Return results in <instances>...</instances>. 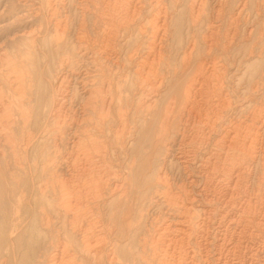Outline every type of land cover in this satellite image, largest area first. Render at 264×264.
I'll return each mask as SVG.
<instances>
[{"label": "bare ground", "instance_id": "1", "mask_svg": "<svg viewBox=\"0 0 264 264\" xmlns=\"http://www.w3.org/2000/svg\"><path fill=\"white\" fill-rule=\"evenodd\" d=\"M45 2V7H41L51 15L60 12V8L65 10L67 4L70 10L79 12L82 20L77 33L82 35L75 40L77 46H72L61 58L51 91L47 93L50 95L47 105L43 79L41 93L37 90L41 94L38 111L34 112L31 97L35 95L30 91L33 79L32 76L26 79L27 69L20 59L18 73L15 79L12 77L13 103L8 101L3 105V100L0 101L5 117L11 118L8 129H14L17 136L15 139L11 133L5 141L9 139L12 151L23 155L14 160L6 157L9 159L7 165L5 162L7 178L14 190L18 184L24 185L29 176L34 185L39 170L56 178L63 179L66 173L74 177V181L66 180L58 189L53 185L51 189L41 185L38 188L39 196L52 204V209L42 211L43 221L45 228L55 232L57 241V244L48 243L39 264H84L85 261L89 264H264V196L260 194L264 186V75L254 79L246 90L240 86L234 90L240 106L237 102L233 106L229 92L221 85L212 95L205 91L216 67L212 59L215 51L229 54L232 49L239 55L238 49L242 47L236 43L238 31L234 28L227 31L224 42L220 43L223 13L233 2L231 20L237 21L250 6L257 20L255 27L244 33L251 45L238 58L239 65L256 59L258 68L264 70V0H214L215 20H207V0H190L187 13L199 31L180 47L181 64L177 69L169 66L166 53L169 50L177 53L176 47L171 48V10L179 5V0H98V5L87 0ZM90 6L93 15L97 12L92 31L93 69L81 70L77 60L91 57L82 46L87 23L84 15ZM61 24L57 25L61 36L56 35L59 42L56 41L66 45L69 17ZM62 36L65 39L61 42ZM31 53L30 57L35 55V51ZM190 74L192 78L186 80ZM146 75L152 76L153 82L146 83ZM79 96L85 97L84 104H78ZM215 101L217 104L210 109L209 102ZM194 105L199 107L200 114L192 112ZM91 114L93 136L87 135L85 129ZM48 122H52V128ZM41 123L43 127L39 129ZM145 123L155 127L154 152L148 156L152 158L149 171L152 177L136 194L132 193L133 203L124 213L125 219L116 229L104 231L103 209L109 198L127 192V177L136 170L139 158L132 156L129 147L137 143V134ZM36 129L41 136L33 133ZM177 140L179 147L174 150ZM31 149L35 151L33 164L25 162ZM4 155V149H0V159L7 156ZM171 159L183 175L180 187L168 166ZM258 173L261 175L255 190L253 178ZM19 176L23 177L20 183ZM88 179L93 180L94 186L93 219L87 218L83 223L81 188ZM42 199L39 198L40 203ZM21 202L22 199L18 200L19 205ZM70 217L76 222L66 224ZM53 226L56 229L52 230ZM7 228L11 242L19 230L11 222ZM61 251L65 258L60 262Z\"/></svg>", "mask_w": 264, "mask_h": 264}, {"label": "rangeland", "instance_id": "2", "mask_svg": "<svg viewBox=\"0 0 264 264\" xmlns=\"http://www.w3.org/2000/svg\"><path fill=\"white\" fill-rule=\"evenodd\" d=\"M87 1L88 2L92 1L95 4H97L98 0H87ZM179 1H180L179 5L176 8H173L171 10L173 13L172 14V23H171V36L173 38V43H171V48L176 47L177 53L174 52L175 50H173L171 53L169 50L170 48H168L169 52L166 53V55H167L166 61L169 63V66L171 68H176V69L181 64L182 48H180V47H184L186 44V41L189 38L195 36L196 33L199 31V29L192 24V21L189 18V13H187L188 12L187 7L189 5L190 0H179ZM207 1H208V7L206 8L207 9L206 13L208 15L207 20L208 19L209 20H213V19L215 20V18H217L216 12H214L212 9V5L214 3L212 1H214V0H207ZM32 2H30V0H21V1H18V0H0V87H1L0 88L1 89L0 90V101L3 100L1 102L2 104H3V102L6 103L8 101H12V103H13V99L15 98V96L13 95L14 93L12 94V92H13L12 83H13V80L15 79V77L18 73V70L20 68V64H21L20 62H22V65H24L25 68L27 69V71L25 73L26 79L28 76H32V79H33L32 87H31V89H33V90L30 89V91L32 93V96L33 95H35V96L31 97L32 98L31 100H32V106L34 107L33 110H35L34 112H37L38 111V108H37L38 104L37 103H38L39 97L41 95L40 94L41 93L40 88L43 86L44 92L46 91L45 92V96H46L45 97V104L47 105L48 104L47 101L50 97V95L49 94L47 95V93H50V91H51V82H53L55 79V74L58 71L57 69L59 68L61 58L63 56H66L65 52L70 50L72 48V46H75V47L77 46V43L75 40L77 37L82 35V34L78 35V33H77L79 26H80V23H81V20H82V15L79 12L75 13L73 9L70 10L71 7L68 4H67L65 10H64V8H62V9L60 8L59 9L60 12L58 11L57 14L51 15L50 13H48L47 11L42 9V7H41V5L43 7H45V3H46L45 0H37V1H32ZM76 2H77V0H76ZM30 3H32V4H30ZM167 4H168V6H170L169 1L167 2ZM171 4H172V2H171ZM233 5L235 6L234 2L230 6L228 5L227 8L225 9L224 13H223L224 14L223 15L224 16V21H223L224 23H222V25H221L222 28H221V35H220V43L222 44L224 42V36H226L227 31H229L230 29H231L230 31H234V29H235L236 32L237 31L239 32V33L238 32L236 33V35H238V36H236V43L239 45H242V47L238 49V51H240L239 55H238V53H236L237 50L234 51L232 49L229 51V54L224 53L223 51L220 52V50L215 51V53L213 54L214 56L212 55V59H215L214 61H216V67L212 70L213 75L210 76V78H209L210 84L208 85V88L205 91L209 95H212L214 93V91L217 90V88L220 87V85H221L229 92V95L231 96V102H232L233 106H235L236 102L238 100V97H237L236 93H234V90L237 89L239 86L242 87L244 90H246L249 87V85L253 82L254 79H258L261 76V74L264 75V70H263V67L261 70L258 68V63H255L256 59L245 62L244 65L243 64L239 65L238 60L240 59V57H243L244 53L246 52V49L248 51V49L251 45V42L246 41V40H248V38H247V35H245L244 33L246 32V30L252 28L253 26L255 27V25L257 24V22H256L257 20L255 21L254 14L252 13V10H251V6L248 9H246L240 15L239 18H237V21H234L233 19L231 20L230 17H231L232 12L235 8V7H233ZM36 7H37V9H36ZM39 7L41 8V11L38 10ZM30 8L31 9L34 8V9L31 10ZM67 9L70 11L67 12L68 11ZM34 10H35V12H34ZM42 10H43V12H42ZM32 12H34V13H32ZM48 14H50V15H48ZM64 15H65V17L66 16L69 17V33H68L67 37L64 36L66 39L63 36L61 37V39H62L61 42L65 39L69 44L59 45V44H57L59 42V40L56 38L57 37L59 38V36H61V34H59L60 30L57 29V25H59V23H60V25H62L61 22H63V19L65 20ZM84 16H85V22H87V23L85 24L86 30L83 32L84 33L83 37H84L85 41L83 42L82 46H83V48H85V50L87 52L90 53L89 56H91V57L86 59V61L77 60V67L78 68L80 67L81 70H84V68H86V67L93 69V54L92 53H93V38H94V36H93L92 31L94 30L93 29L94 28V25H93L94 21L93 20L97 19V12L95 13V15H93V6H90L88 13H86ZM78 17H79V20H78ZM244 21H246V22H244ZM231 22L234 23L232 26L230 24ZM259 22L261 23L262 20H259ZM237 24H239L238 28L236 26ZM97 27H99V26H97ZM56 30H57V33H56ZM21 35L23 37H21ZM56 35H57V37H56ZM28 36L32 37L34 42H32L31 41L32 39L31 38L29 39ZM25 37L28 39H26ZM12 40H13V42H12ZM56 40H58V42ZM245 43H246V45H244ZM33 50L35 51V53ZM31 52H33L35 55L30 57L29 54ZM33 53H31V54L33 55ZM27 54H28L29 58H28V56H26ZM45 54L47 55V58L45 57L46 56ZM223 54H224V56H223ZM36 56H37V58H36ZM48 57H50V58H48ZM48 59H50V60H48ZM45 61H47V62H45ZM262 62L264 63V57L262 59ZM149 63H150L149 61L146 62L145 67L147 70L150 67ZM82 66H83V69H82ZM6 68H7V70H6ZM12 69H13V71H12ZM131 76L129 77L130 79H132ZM192 76H193V74H190L189 76L186 77V80L187 79L190 80L192 78ZM145 77H146L145 78L146 83L150 84L151 82H153L152 76L146 75ZM41 80H43V85L41 84L42 86L40 85ZM241 83L244 85H241ZM35 84H37V85H35ZM36 86H38L39 89ZM176 86L178 87V85H176ZM37 90L40 93H38ZM68 90L71 93L72 87L70 86V88ZM176 90L178 92L180 91L179 88ZM32 91H34V92H32ZM34 93H36L38 96H36V94H34ZM131 93H132V91H131ZM10 94H11V96H10ZM36 97H38V98H36ZM84 101L86 102V99L84 96L78 97V104H80V103L84 104ZM1 103H0V107H2V108H0V112H1L0 113V137H1L0 138V140H1L0 145L2 144L3 148L0 147V149H4L5 155H7V156L4 155L5 157L0 159V161H1V163H0V165H1L0 166L1 167L0 174L1 175L5 174V176L0 175V180H3V181H0V185L2 186V187H0V192H1V194H0V264H1V262H5V261H6L5 264H39V260H40L39 257L44 252V249L48 245V243L51 241H54V243L57 244V241L55 240V232L48 230L47 227H46L47 228L46 229L45 225H44V221H43L44 218H43L42 211L43 210L48 211V209H52V206H51L52 204L51 203L47 204L42 199V197L39 196L40 194L38 192V188L41 185L42 187H47L48 189H51V186L53 185V187L55 189H58L61 187L60 185L63 184L66 180L70 179L71 181H74V177L70 176V175H68V173H66L65 174L66 176L63 179H62V177L56 178V176L51 175L49 173L48 174H42L39 170L35 176L36 178L34 177V180H35L34 185H32V178L29 176V177H27V181H25L24 185L18 184V187L20 185L21 186L19 188L16 187V190H14L13 185L11 184L9 179L7 178L9 171L7 170L6 165L8 164L7 162L9 159L14 160L18 157L21 158L23 155H19L18 153L16 154L12 151L11 147L9 146L11 144V143H9V139L5 141L6 137L9 136L11 133H14L15 130L14 129H11V130L8 129L9 123H11V120H10L11 118L5 117L7 114L3 112L4 106H2ZM216 104H217L216 101L213 104H212V102H209V108L213 109V105H216ZM5 105H7V104H5ZM237 105L240 106V103L237 102ZM32 106H31V109H32ZM194 107L195 108H194V110H192V112L195 111L196 113L200 114L199 107L197 105H194ZM44 109H46V107ZM9 111H10L9 112V114H10L12 111V106H10ZM31 112H32V110H31ZM30 115H31L30 121H32L33 115H34L33 112ZM1 117H2V119H1ZM90 119H89V122L88 121L86 122L85 129L87 131V135H90V133H91V136H93V114H91ZM185 119L186 120L189 119L188 111L185 113ZM1 121H3V123ZM4 125H6V126H4ZM48 125H50L49 128L53 127L52 122H51V124L49 123ZM42 127H43V123H41L38 128L42 129ZM148 127H150V128H148ZM1 128H2V130H1ZM4 130L7 131L6 132L7 134L5 133ZM139 131L140 132H138V134H137V140H136L137 143L135 142V143H133V147H131V146L129 147V150L133 154L132 155L133 157L136 158L139 156L138 159L136 158L137 159L136 170H135L136 172L135 171L132 172L131 175L128 176L129 178L127 177V180H126L127 192L126 193L121 194L120 197H114V198L108 199L109 204H107L103 209V218L101 221V226H102V229L104 231H107L109 229L114 230L117 228L118 224L123 219H125V214L128 211L129 207L133 203L131 196L136 194L135 191L138 190L140 188V186H142L145 182H148L152 177L151 173L149 172L152 169V163H150L152 158H150L148 156H151V154L154 152L153 145H154L155 127H151L145 123L144 125H142L140 127ZM145 132H147V134ZM148 132H150V134ZM33 133L36 134V136H41L38 132V129H36V131H34ZM140 134H141V136H139ZM144 135H146L145 138H144ZM14 136L16 139L17 136L15 133H14ZM151 141H153V142H151ZM151 143H152V145H151ZM37 144L38 143L36 142L35 148H36ZM137 145H138V147H137ZM173 145H174V150H176V148L178 149L179 141L177 140L176 143H174ZM185 145L186 144H184V146ZM7 146H9V148ZM90 147H91V151L93 153V146H90ZM34 149L30 150L31 153L29 151L30 155L28 154V156L26 157L27 159L25 158L26 159L25 162L27 161L29 164L34 163V160H35V157H34L35 151H33ZM10 153H12L14 156L11 155ZM140 154H142L143 157ZM6 157H8V158L11 157V158L8 159ZM12 157H13V159H12ZM147 158H148V160H147ZM171 161H172V159H171ZM5 162H6V165H5ZM28 163H26V164H28ZM175 164H176V162L172 161L171 164L168 163V166L171 169V171L173 172V174H175L173 177L175 179V183L177 184V187L178 186L180 187L181 184L183 183V175L179 172L177 167H175ZM147 166H149V169ZM2 167H4V170ZM146 167H147V169H145ZM2 170L4 172H2ZM147 172H149L148 175H147ZM145 175H147V176L145 177ZM260 175L261 174L258 173L256 175V177L253 178V188L255 190L258 189L257 180L260 178ZM4 180H7V181H5L7 183L6 185H5ZM18 180L20 183L23 180V177L19 176ZM93 187H94L93 186V180L91 181L90 179H88L85 182V186L83 188H81L83 200H84L83 206L81 209V213L83 215L81 218V221H83V223H85L87 218L93 219ZM262 189L264 190V186H262ZM262 189H260V194L262 196H264V192ZM1 190H3V191H1ZM132 193H133V195H132ZM255 193H257V192H255ZM14 195H15V199L13 198ZM27 196H29V197H27ZM17 198H18V200L22 199V202L20 203V205L18 204ZM39 198L42 199L41 201L43 203L39 202L40 201ZM119 205H121V206H119ZM125 206L127 209L125 208ZM107 207H109V208H107ZM38 213H39V215H38ZM40 213L42 214V216ZM107 214H108V217H107ZM41 218H42V220H41ZM111 219H112V221H111ZM10 222L14 223V225H16L17 230H19L18 231L19 234L15 233L16 235H14V237H13L14 240L11 242L8 240L9 239V235H8L9 233H8V228H7ZM73 222L75 223L76 221L71 217L66 220V224L73 223ZM41 224H43L42 225L43 230H46V231L42 230V226L40 227ZM58 226H59V224H58ZM54 229H56V226L52 227V230H54ZM52 232H53V234H52ZM64 258H65V254L61 251V253L59 254V261H60V259H61V261L64 260ZM89 263L90 262L85 261L84 264H89Z\"/></svg>", "mask_w": 264, "mask_h": 264}]
</instances>
